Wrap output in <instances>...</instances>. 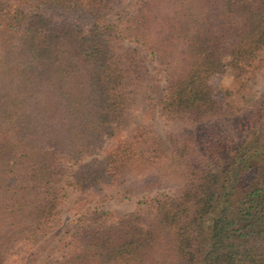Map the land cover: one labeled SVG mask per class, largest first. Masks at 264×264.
Returning a JSON list of instances; mask_svg holds the SVG:
<instances>
[{
    "label": "trees",
    "instance_id": "obj_1",
    "mask_svg": "<svg viewBox=\"0 0 264 264\" xmlns=\"http://www.w3.org/2000/svg\"><path fill=\"white\" fill-rule=\"evenodd\" d=\"M128 1L0 0V264H264V93L212 84L260 66L264 0H137L111 21ZM126 40L181 131L129 125L150 95ZM168 173L170 194L90 210L49 252L67 188L133 194Z\"/></svg>",
    "mask_w": 264,
    "mask_h": 264
},
{
    "label": "rangeland",
    "instance_id": "obj_2",
    "mask_svg": "<svg viewBox=\"0 0 264 264\" xmlns=\"http://www.w3.org/2000/svg\"><path fill=\"white\" fill-rule=\"evenodd\" d=\"M136 1L137 0H130L126 4L117 7L109 19L111 21L115 20L118 12L128 9ZM125 44L133 46L140 51L142 57L146 61L149 72L146 89V92L150 95L149 104L143 103L140 99L132 103L129 108V125L133 126L139 123L145 124L153 128L161 137H164L165 133L171 129L181 131V126L166 119L161 114L159 108V102L164 94L165 86L163 72L156 65L152 56L138 43L126 40ZM259 58L260 66L248 75L236 77L231 75H217L213 77L212 84L214 86L215 95L223 99L229 97L230 100H238V103L242 102L245 105L250 100H255L260 94L264 93V53H262ZM228 91L230 94L227 96L226 92ZM110 144L111 142L107 141L99 155L102 154ZM147 175H150L149 177L155 180L154 175L148 174L147 171L137 174L136 178H147ZM161 178L157 180V185H154L151 189L137 191L133 194L123 193V191L117 187L106 188L100 193L89 190L86 192H78L71 188H67L64 199L49 228L48 235H52L51 249L49 252L55 248L57 239L61 236L65 228L73 224L77 218L90 210L102 209L112 213L114 216H122L125 213L131 212L149 203L154 198L170 194L172 186L174 185L171 174L168 173L165 177Z\"/></svg>",
    "mask_w": 264,
    "mask_h": 264
}]
</instances>
